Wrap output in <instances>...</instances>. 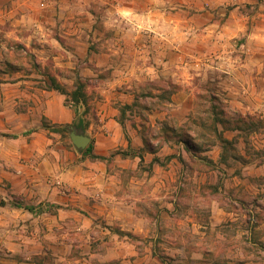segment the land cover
I'll list each match as a JSON object with an SVG mask.
<instances>
[{
	"label": "crops",
	"instance_id": "obj_1",
	"mask_svg": "<svg viewBox=\"0 0 264 264\" xmlns=\"http://www.w3.org/2000/svg\"><path fill=\"white\" fill-rule=\"evenodd\" d=\"M249 2L263 7L262 0ZM18 3L7 19L17 11L24 16L28 4ZM259 16L264 12L242 16L240 24L199 26L222 47L247 35L255 48L246 54L177 52L160 24H105L110 35L95 42L84 37V24L72 22L50 40L57 48L50 56L46 34L39 42L34 34L23 39L39 68L5 71L12 78L0 82V264H165L156 243L164 236L180 238L175 250L199 259L195 264H217L201 259L222 251L209 238L226 223L237 228L234 237L248 234L250 245L259 244L260 231L264 252V35L258 32L264 23L253 20ZM50 57L67 91L76 87L69 73L86 81L91 111L81 115L82 103L68 104L66 94L47 88ZM78 116L89 121L94 153L114 154L111 160L84 156L86 147L64 143L63 133L43 126L44 119L67 125ZM221 231L216 236L227 239ZM134 237L148 243L140 248ZM236 245L233 252H244Z\"/></svg>",
	"mask_w": 264,
	"mask_h": 264
},
{
	"label": "rangeland",
	"instance_id": "obj_2",
	"mask_svg": "<svg viewBox=\"0 0 264 264\" xmlns=\"http://www.w3.org/2000/svg\"><path fill=\"white\" fill-rule=\"evenodd\" d=\"M27 2V10L24 16L20 11L14 13L12 18H6V12L11 8H16L18 2ZM263 7L260 9L259 3H250L249 0H0V44L4 45V59L12 63L13 66L27 71L35 68L34 61L36 56L25 47L23 39L31 37L33 34L34 40L39 39L42 33L46 34L47 40L50 44V50L47 55L56 53L57 48L50 43L54 37H59L60 33H65L68 24L75 22L82 25L84 37L92 38L95 42L101 36L110 35L106 30L105 24H160L162 33L168 31L174 39V50L177 52L189 53L190 55L196 53L219 52L225 49L230 53L246 54L254 50V45H247V35H242L236 39H229L227 45H216L219 42L218 37H207L208 29L200 28L201 24H240V17L246 16L255 11L264 12ZM42 3H45L43 6ZM25 4V3H24ZM8 15V14H7ZM45 18L41 26L36 24L38 19ZM123 18V21H121ZM264 18V17H263ZM256 23L258 20L264 23L261 16L253 19ZM19 22V23H17ZM251 21L248 22V24ZM46 24V25H44ZM171 24V27L170 25ZM186 25L189 27L187 28ZM259 33L264 35V24L262 29H258ZM205 35V41L197 37L198 35ZM37 35V36H36ZM186 36L188 37L186 39ZM201 36V37H202ZM217 36V35H216ZM219 36V35H218ZM61 37V36H60ZM44 39V36L42 37ZM201 39V40H199ZM218 40V41H217ZM41 42V41H40ZM22 46L24 48H22ZM55 50V51H54ZM133 49L128 53L133 54ZM127 53V52H126ZM54 59L49 58L46 63V71L54 73ZM6 68L5 64L0 65V69ZM66 75L68 72H65ZM71 76H76L69 73ZM12 77H8L0 72V81ZM33 84V83H30ZM209 98V97H208ZM147 100V99H146ZM223 104V100H220ZM144 103V102H143ZM148 103V101H147ZM146 102L144 104H147ZM5 107L4 99L0 98V108ZM197 116V115H196ZM195 116V117H196ZM194 117V118H195ZM191 124V123H190ZM192 126V125H191ZM61 139L64 143L72 144L71 139L67 134H63ZM231 224H224L218 227L217 231L225 230L229 233L227 239L217 237V231H214L213 241L215 248H220L222 251L215 252L211 255L204 254V259H210L217 264L228 263L230 259L239 260L243 257L250 259L251 264H264V252L260 248L261 233L256 231L255 238L259 244H248L247 235L234 237L237 233V228ZM100 231V227H97ZM229 242L227 245H222L217 239ZM149 238H132V243L144 247L148 243ZM192 239L193 238H189ZM180 238L158 237V253L164 256L162 261L165 264H176L181 259L188 260L190 264H195L199 259L190 257L191 254L182 255L181 251H176ZM239 241V242H238ZM219 243V244H218ZM236 243L241 244L245 250L237 254L233 252ZM218 244V245H217ZM133 249L132 245H129ZM165 246L171 247L170 252L167 253ZM232 249V252H226V248ZM225 251V252H224ZM191 253V252H190Z\"/></svg>",
	"mask_w": 264,
	"mask_h": 264
},
{
	"label": "trees",
	"instance_id": "obj_3",
	"mask_svg": "<svg viewBox=\"0 0 264 264\" xmlns=\"http://www.w3.org/2000/svg\"><path fill=\"white\" fill-rule=\"evenodd\" d=\"M22 48H24L22 46ZM36 68H39V65L34 61L33 64ZM9 69V70H8ZM17 69H22L18 68L16 66H13L12 63H10L8 60H6V70L5 69H0V72H5V71H10V70H17ZM49 73V80L50 84L47 85V88L49 89H56L63 94L67 95L66 102L68 104H79L82 103L84 105V109L82 110L81 115L83 113H87L91 111V106H90V96L87 95L86 92V81L77 73L76 75V80H75V89L71 92L67 91V89L58 82L57 78L51 73ZM4 81V80H3ZM2 82V81H0ZM89 125V121H85L81 116L77 117L75 121L72 124H67V125H54L51 122H48L44 119L43 126L46 128H49L52 131L55 132H60L63 134H69L71 132L72 127L74 126L78 132L80 133H87V127ZM73 144V143H72ZM84 156H89L90 158L94 160H103V159H112L114 154H111L110 157L102 156V155H97L94 153V145L91 142L85 149L82 150ZM118 152H120L118 150ZM29 210H33V206H26ZM133 237V236H132ZM135 238V237H134ZM162 259L164 256H160Z\"/></svg>",
	"mask_w": 264,
	"mask_h": 264
},
{
	"label": "water",
	"instance_id": "obj_4",
	"mask_svg": "<svg viewBox=\"0 0 264 264\" xmlns=\"http://www.w3.org/2000/svg\"><path fill=\"white\" fill-rule=\"evenodd\" d=\"M70 136L72 142L78 148H85L91 142V137L89 135L78 132L74 126L71 129Z\"/></svg>",
	"mask_w": 264,
	"mask_h": 264
},
{
	"label": "built area",
	"instance_id": "obj_5",
	"mask_svg": "<svg viewBox=\"0 0 264 264\" xmlns=\"http://www.w3.org/2000/svg\"><path fill=\"white\" fill-rule=\"evenodd\" d=\"M42 5L44 6V5H45V3H42Z\"/></svg>",
	"mask_w": 264,
	"mask_h": 264
}]
</instances>
